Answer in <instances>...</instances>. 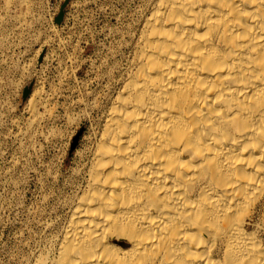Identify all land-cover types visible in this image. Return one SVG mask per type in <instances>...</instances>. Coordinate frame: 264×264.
I'll use <instances>...</instances> for the list:
<instances>
[{"label": "bare ground", "instance_id": "1", "mask_svg": "<svg viewBox=\"0 0 264 264\" xmlns=\"http://www.w3.org/2000/svg\"><path fill=\"white\" fill-rule=\"evenodd\" d=\"M129 35L35 264H264V0H143Z\"/></svg>", "mask_w": 264, "mask_h": 264}, {"label": "rangeland", "instance_id": "2", "mask_svg": "<svg viewBox=\"0 0 264 264\" xmlns=\"http://www.w3.org/2000/svg\"><path fill=\"white\" fill-rule=\"evenodd\" d=\"M142 2L0 0V264L52 255Z\"/></svg>", "mask_w": 264, "mask_h": 264}, {"label": "water", "instance_id": "3", "mask_svg": "<svg viewBox=\"0 0 264 264\" xmlns=\"http://www.w3.org/2000/svg\"><path fill=\"white\" fill-rule=\"evenodd\" d=\"M60 17H61V16L59 15V17L57 18V21H59V20H60Z\"/></svg>", "mask_w": 264, "mask_h": 264}]
</instances>
